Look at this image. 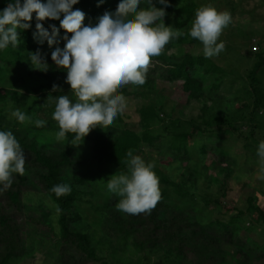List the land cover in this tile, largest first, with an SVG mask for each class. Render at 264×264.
<instances>
[{
    "label": "trees",
    "instance_id": "1",
    "mask_svg": "<svg viewBox=\"0 0 264 264\" xmlns=\"http://www.w3.org/2000/svg\"><path fill=\"white\" fill-rule=\"evenodd\" d=\"M237 1L228 0L226 3V11L231 17L236 9L237 14L244 13L240 6L245 0ZM258 1L264 6V0ZM10 2L13 0H0V12ZM120 2L78 0L72 10L79 9L85 14L84 26H95L105 12L114 13ZM202 2L215 8L220 4L219 0ZM151 3L165 11V26H171L183 35L170 41L160 56L152 58L144 85L130 84L118 92L124 97L132 95L136 98H147L148 94L155 93L158 101L152 100L137 110L141 130L139 136L124 127L121 114L112 125L94 128L80 144L86 146V155H81L72 147L74 134H66V139L62 141L56 139L59 129L52 119L57 97L67 95L75 102L70 86L65 83L66 71L58 69L51 60L52 51L57 47L63 49L66 43L63 39L66 34L59 29L60 20L43 21V27L49 33L51 26L59 30L51 47L47 40L41 43L34 38L36 19L33 14L31 26L26 30L18 29V45H9L0 50V131H11L23 153L30 155L24 166V174H13L11 186L4 190L7 207L0 203V264H15L23 257H33L36 252L54 256L57 264H145L149 255L160 258L162 264H264V240L251 237L254 236L252 227L255 223L264 227V211L256 206L252 196L246 199L244 210L234 207L229 216L222 215V219H212L211 216V212L223 205L221 200L227 197L225 179L234 174L237 168H242L248 177L241 188L250 187L249 175L258 172L261 166L257 148L260 142H264V124L260 123L258 115L264 105V97L260 95L258 73L264 67V41L253 44L256 47L253 46L254 51L249 56L253 63L246 75L248 85L223 99L215 98L224 82L222 78L230 77L228 73L231 72L235 82L238 76L233 69L226 71L205 56L189 51L196 40L188 32L200 5L193 0H167V7L158 0H151ZM148 6L147 0H141L139 7ZM247 17L248 20L245 17L243 20L256 23L251 12L247 13ZM60 19H63V15ZM226 30H230V25L222 35ZM67 35L70 39L71 34ZM185 46L187 49L183 48ZM172 48H180V52L168 53ZM37 51L48 65L47 71L32 65L30 53ZM233 64L229 63L230 66ZM167 84H171L172 90L177 92L173 97H178L175 99L180 102L181 108L190 102L200 105L197 120L177 119L168 123L166 120L169 116L166 115L165 123L158 118L163 112L162 101L170 99L165 94ZM53 86L57 91H53ZM228 90L231 91L229 86ZM238 95L244 98L243 102L239 101ZM250 97H254L255 101L249 103ZM20 99H24L23 103L27 105L21 104ZM236 101L240 107L234 108ZM16 109L29 117L31 122L21 124L11 117V112ZM36 120L46 123L43 127H36ZM156 123L162 125L158 132L152 128ZM243 127L246 131H240ZM231 140L242 141L241 152L235 153L236 148L230 145ZM143 149L150 151L145 156L146 164L154 165L161 199L151 212L137 215L118 211L116 205L120 197L114 193L110 197H103L99 206L95 204L93 210L101 239L112 240V243L106 244L109 260L102 258L95 252L102 241H93L87 230L88 225L78 210L83 196H94V192H83L88 185L79 170H83L91 161L104 163L111 168L112 175L124 174L128 171L127 161L130 159L127 152L132 150L133 156H137L142 154ZM151 151L158 159L151 157ZM209 151L218 161L205 165L204 159ZM163 158L168 159L167 165H163ZM208 170L213 172V176L208 175ZM219 176L223 177L222 181L218 179ZM256 183L259 194L264 195V182L258 176ZM59 184L70 186L71 192L57 197L51 189ZM204 186L214 188L216 192L210 196L201 190ZM26 194H36L51 203L52 212L47 209L43 212L45 208L39 207V204L36 210L27 207L23 199ZM8 207H14L22 214L34 210L40 224L50 232L52 240L46 241L45 238L49 237L34 228L28 229L22 237L17 223L9 220L8 224V217L3 214ZM244 215L249 216L250 225L244 226ZM198 219H205V223ZM241 232L245 233L244 238L239 236ZM27 238L39 241V250H34L33 246L30 249ZM43 241L49 242L51 248L43 250ZM117 248L123 254L132 248V252L139 257L131 263L130 258L117 255Z\"/></svg>",
    "mask_w": 264,
    "mask_h": 264
},
{
    "label": "clouds",
    "instance_id": "2",
    "mask_svg": "<svg viewBox=\"0 0 264 264\" xmlns=\"http://www.w3.org/2000/svg\"><path fill=\"white\" fill-rule=\"evenodd\" d=\"M102 2V0H101ZM148 7L141 8V0H121L114 13L105 12L95 26H84L85 14L73 11L78 0H13L0 12V50L19 43L18 29L26 30L35 14L34 38L47 40L49 47L58 35L51 26V33L43 27L45 20H60L59 29L65 32L63 49L57 47L51 60L58 69L66 71V81L74 94L75 102L67 95L56 98L52 119L59 131L56 139H66L74 134L72 144L79 146L94 128L112 125L127 107V100L118 90L127 85L142 86L153 57L160 56L166 45L183 33L166 27L163 8L158 9L147 0ZM165 7L167 0H158ZM63 15V19H60ZM232 22L227 11H217L211 5L199 7L191 23L188 35L202 44L205 58L218 56L225 48L218 40ZM67 34H71L68 38ZM29 59L36 69L47 71L39 51L30 53ZM41 71V70H39ZM53 91H57L53 86ZM11 117L19 123L31 122L22 111L16 109ZM44 120H36V127H43ZM260 158L258 176L264 179V142L257 148ZM128 171L112 175L107 190L120 197L118 211L129 215L149 213L161 199L159 180L152 163H145L140 156L127 152ZM24 153L11 131H0V185L10 187L13 174L23 175ZM51 191L57 196L71 192L65 184L55 185Z\"/></svg>",
    "mask_w": 264,
    "mask_h": 264
},
{
    "label": "rangeland",
    "instance_id": "3",
    "mask_svg": "<svg viewBox=\"0 0 264 264\" xmlns=\"http://www.w3.org/2000/svg\"><path fill=\"white\" fill-rule=\"evenodd\" d=\"M193 1L198 3L200 7L205 6V3L202 2L203 0H193ZM236 1L237 0H235V2ZM219 3L220 4L217 5L218 7L216 9L218 11H226L225 7L226 5H228L226 4L228 3V0H219ZM237 3L238 1L235 4L236 5L235 8H237ZM241 4L242 6H240V10L243 11L244 13L237 14L238 9H236V12L234 13V15H232V22L230 24V30H226L225 34L220 36L219 38V40H221V42H223L225 45L224 50L218 56L208 58L211 61H213L216 65H218V67H221L222 69L226 71L229 69H233L235 74L239 77V79L237 77V79H235V82H234L235 77H233L232 79L231 78L232 73L229 72L228 74L230 75V77L222 78V81L224 82L221 84L220 89L218 90L217 94L219 95L216 96L215 98L223 99V97L229 96L228 95L229 93L231 94L235 93L240 87L248 85V79L246 75L249 72L251 64L253 63V60L250 59L249 56L251 55L252 51H254L253 46L255 45V43L264 41V30H263L264 6L260 5L258 0H245ZM249 12H251L253 16L255 17L256 23L254 22L249 23L248 21L243 20V17H245L247 20L249 19L247 17V13ZM164 20H165V17H164ZM164 20L163 22H165ZM183 48L187 49L186 46ZM189 49L191 53L200 54L204 56L203 50H202V44L197 40H196L195 45H193V47H190ZM178 52H180V48H177V49L172 48V50L169 51L168 53H178ZM231 57L234 60L231 59ZM230 62L234 64L230 66L229 65ZM258 81L261 86L260 95L264 97V67L258 73ZM170 85L171 84H167L166 87L168 90L166 89L165 91V94L169 95L170 99L169 100L166 99L162 101L163 112H160V114L158 115V118L163 119L165 122L167 118L166 115H168L169 118L168 120H166L168 121V123L175 122L177 119L197 120V117L200 115V110H199L200 105L196 104L195 102H190L186 107L181 108L179 104L180 102H178L177 99H175V97L177 96L173 97L174 93H177V92H174V90H172V86ZM228 86L229 88H231V91L228 90ZM127 90L130 91V88H127ZM171 90H172V93H171ZM155 97H156L155 93L148 94L147 98L143 96L136 98V97H133L132 95L125 97L127 100V107L120 114H121L122 124L124 125L126 129L133 131L138 136L141 134V130L138 126L139 117L137 114V110L141 106L149 103L152 100L154 102L158 101V99ZM180 99H183V98L180 97ZM238 99L240 102L244 101L242 100L244 98L240 95H238ZM257 99H258V96H257ZM20 101L22 104L24 102V99H20ZM254 101H255L254 97L249 98V103L254 102ZM23 104L27 105L26 103H23ZM233 107L234 108L240 107V103L236 101ZM258 117H259L260 123L263 125L264 124V105L262 108L259 109ZM161 127L162 125L160 123H156L155 125H153L152 128H154L153 129L154 132H156V130L158 132L161 129ZM240 131H246V128L243 127L240 129ZM241 143L242 141H238V140L232 141L231 140L230 145L233 146V148H236L234 149L235 153L241 152ZM72 147L76 148L80 152L81 155H86L87 153L85 145L74 146L72 144ZM147 154H150V151H147V149H143L142 154L137 155V156H140L146 163L147 161H146L145 156H147ZM24 156H25V164H26L28 160V156L30 155L24 154ZM151 157L158 159V157L154 155L152 151H151ZM162 161L164 162L163 165H167L169 162L168 159H164V158L162 159ZM210 161H218V158L215 157V155L209 151L207 152V155L204 159L205 165H208ZM237 169L235 170L234 174H231L227 179H225L224 183L226 184V187L228 188V192L226 193L227 197H225L224 200H221V203H223V205H221L220 209H215L213 213L211 212L212 219H222L221 218L222 215L229 216L230 212L232 211L231 209L234 207L239 210H244L246 208V199L251 196H252V201L256 204V206L261 211H264V195L259 194V191L257 188L258 185L256 183L258 172L256 171L252 173L251 175H249L248 185L250 184V187L241 188L242 182L246 180L248 176H247L246 171H244V169L242 168H240L239 170ZM79 171L81 172L80 174L84 175V179L88 185V187H85L83 189V192L85 194L94 192L93 194L94 196L93 198H90L89 196H83L82 201L79 203L78 210H79L81 217L88 225L87 230L92 235L93 241L94 242L102 241V243L100 242L101 246H97L95 248L96 254L102 258L105 257L108 259V256L106 255V253H108V249H106V244L108 242L112 243V240L107 239L109 241H105L103 238L101 239L102 234L97 228V219H96V216L94 215L93 207L95 204L99 206L100 201L102 200L103 197H106V196L110 197L111 195H113V193L107 190V182L112 178L111 168L107 167L104 163H97V162L90 161L89 165H86L83 170L80 169ZM207 173L208 175L213 176V172L211 170H208ZM218 179L222 181L223 177L221 178V176H219ZM262 181L264 182V179H262ZM6 188L7 187L3 185L0 186V203L2 206H5V207H7V204H8L6 198L3 195L4 190ZM201 190L205 191L210 196L212 192L214 193L216 192L214 188L207 189V187L205 186L202 187ZM23 199L27 207L31 206L33 209H35L36 207H38L37 204H39V207L45 208L43 212H46V209L52 212L53 207L51 206V203H49L45 199L38 197V195L36 194L34 195L26 194L24 195ZM209 209H211V207H209ZM3 214L6 217H8V224H10L9 220H11V222L15 221L13 222L14 224L17 223L19 229L21 230L20 233L23 234L22 237H24V234L25 232H27L28 229L34 228V230H36L37 232L46 234L47 237L50 238V239L45 238L46 241L52 240L50 232L47 230L45 226H42L40 224V222L38 221L39 220L38 215L35 213L34 210L31 209V212H25L22 214L19 210L14 209V207H8L7 209H5V212H3ZM205 216L211 218V216L209 215H205ZM248 218H249L248 215H244V218H243L244 226H247L246 224L250 225ZM198 220H200L201 223H205V219H198ZM252 228H253L252 234L254 236H251V237L254 240H256L257 238L259 240H264V227H262V225H260L259 223H255ZM239 236L241 238H244L245 233L241 232ZM46 241H43L41 244V248L43 250H48L49 247L51 246V244ZM26 243L28 247L30 246V249H33L31 248L32 246L34 247V250H39L40 248L39 241L33 240L32 238H27ZM116 250H117L118 256H121L124 258H130L128 260L131 261V263H134L137 257H139L136 253L132 252V248H129V250H127V252L124 254L119 252V248H117ZM36 253L33 254V257L32 256L28 258L23 257L21 260L16 261L15 264H57L54 256H50L43 252H36ZM84 264H91V263L86 262ZM145 264H162V263L160 261V258L149 255L147 256V260Z\"/></svg>",
    "mask_w": 264,
    "mask_h": 264
}]
</instances>
